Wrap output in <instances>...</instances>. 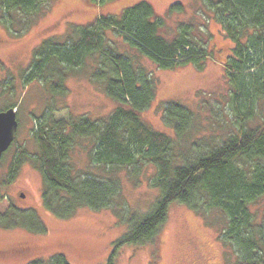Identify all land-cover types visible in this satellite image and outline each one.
<instances>
[{
	"label": "trees",
	"instance_id": "obj_1",
	"mask_svg": "<svg viewBox=\"0 0 264 264\" xmlns=\"http://www.w3.org/2000/svg\"><path fill=\"white\" fill-rule=\"evenodd\" d=\"M41 1L0 0V16L4 21L5 15L22 11L28 17ZM91 1L100 4L108 0ZM202 1L232 42L224 61L231 116L224 133L198 136L203 127L198 112L173 100L162 106V120L171 133L155 130L144 120L143 112L155 99L156 80L130 56L115 51L105 32L120 35L163 69L185 64L200 68L211 50L209 39L200 41L190 22L180 24L175 37L163 36V18L148 1L139 0L118 13H99L65 41L48 38L35 50L32 65L38 66L42 75L32 70L26 82L34 75L43 81L50 79L46 66L53 58L64 70H70L98 51L106 93L117 106L99 119L74 116L66 106H49L32 128L33 151L15 145V141L9 146H14L15 152L7 173L0 178V200L5 197L4 187L28 160L41 172L42 206L56 217L70 218L82 207L110 210L122 217L127 229L114 241L105 264H116L123 245L156 244L169 207L176 202L186 204L218 227V239L232 254V264H264V216L259 218L252 210V205L264 197V0ZM173 9L181 10V4L171 5L169 12ZM10 107L17 104L4 110ZM257 117L260 121L254 123ZM83 138L93 145L91 164L100 173L73 171L69 155ZM148 164L155 169L151 184L157 196L147 209L121 215L124 200L116 171L124 169L133 179ZM0 225L44 231L29 209L0 213ZM27 264L70 262L58 253Z\"/></svg>",
	"mask_w": 264,
	"mask_h": 264
},
{
	"label": "rangeland",
	"instance_id": "obj_2",
	"mask_svg": "<svg viewBox=\"0 0 264 264\" xmlns=\"http://www.w3.org/2000/svg\"><path fill=\"white\" fill-rule=\"evenodd\" d=\"M137 1L108 0L99 4L91 0H42L40 7L28 15L29 18L22 11L5 15L4 21L0 16V110L12 103L17 104L19 125L15 145H25L28 152L33 151L32 128L41 121L40 115L49 106H66L74 116L85 114L92 119L107 117L116 108L117 102L106 93V79L100 75L102 69L98 64V51L88 54L81 66L70 70H64L57 58H53L46 66L50 75L47 81L34 75L26 82L25 77L32 70L42 75L38 66L32 63L35 50L45 40L51 38L53 42H63L99 13H118L123 6ZM146 1L163 18L160 28L163 36L168 39L175 37L178 26L190 22L200 41L209 39L211 53L200 68L185 64L163 69L140 54L120 35L107 30L105 37L113 49L130 56L137 66H142L156 80L155 99L143 112L144 120L155 130L171 133L172 130L162 120V106L166 101L173 100L198 112L203 125L198 136L224 133L231 120L227 102L229 82L224 69V61L232 48L231 39L202 0ZM176 3L181 4V10L169 12L170 6ZM4 83H7L5 88ZM259 121L257 117L254 123ZM92 148L89 139L83 138L71 150L69 162L74 173L89 170L100 173L101 170L91 164L93 161L89 152ZM14 152L15 147L11 146L0 161L1 179L8 171L7 166ZM116 173L121 179L124 200L120 214L124 215L128 210L147 209L158 194L151 184L155 176L154 167L146 165L133 179L124 169ZM41 192V172L30 161L23 162L2 190L5 197L0 200V213L12 208L33 210L44 231L0 225V248L19 244L29 246L25 253L0 255V264H27L58 253H62L70 264H105L114 241L127 229L121 222L122 217L110 210L82 207L70 218H58L42 206ZM252 210L259 218L264 216V197L252 205ZM29 222L34 224L31 218ZM232 262V254L218 239V227L186 204L177 202L170 205L156 244L123 245L116 256V264Z\"/></svg>",
	"mask_w": 264,
	"mask_h": 264
},
{
	"label": "water",
	"instance_id": "obj_3",
	"mask_svg": "<svg viewBox=\"0 0 264 264\" xmlns=\"http://www.w3.org/2000/svg\"><path fill=\"white\" fill-rule=\"evenodd\" d=\"M18 121L16 108L10 107L0 111V157L14 141L17 133ZM22 197L23 193L20 194Z\"/></svg>",
	"mask_w": 264,
	"mask_h": 264
},
{
	"label": "flooded vegetation",
	"instance_id": "obj_4",
	"mask_svg": "<svg viewBox=\"0 0 264 264\" xmlns=\"http://www.w3.org/2000/svg\"><path fill=\"white\" fill-rule=\"evenodd\" d=\"M231 51V50H230ZM27 250H29V246L25 244H19L16 246H12L10 248H0V255H11V254H17L20 252L25 253Z\"/></svg>",
	"mask_w": 264,
	"mask_h": 264
}]
</instances>
